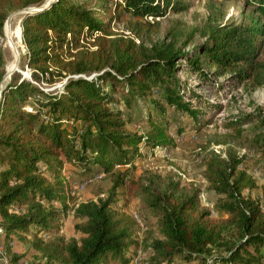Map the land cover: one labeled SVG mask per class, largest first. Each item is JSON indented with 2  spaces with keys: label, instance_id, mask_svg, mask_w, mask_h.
<instances>
[{
  "label": "trees",
  "instance_id": "1",
  "mask_svg": "<svg viewBox=\"0 0 264 264\" xmlns=\"http://www.w3.org/2000/svg\"><path fill=\"white\" fill-rule=\"evenodd\" d=\"M246 2L253 7L248 21L217 24L205 42L175 49L165 42L145 44L144 37L160 31V21L148 18L188 11L190 0H53L49 5L46 0H0V36L12 12L38 8L21 20L31 78L16 71L4 86L0 50V227L8 250L16 235L28 240L34 230L32 246L44 264H130L137 220L124 209L138 197L158 220L161 234L152 239L147 264L264 261V206L244 194L258 184L240 169L238 155L215 154L205 162L216 209L225 216L221 220L203 206L201 189L175 172L135 174L145 149L174 145L169 129H184L167 116V106L202 125L210 123L205 109L223 107L194 88L185 89L180 73L206 81L224 78L215 81L220 89L264 86V0ZM120 7L138 17L129 34L115 31ZM183 34L181 28L175 31V37ZM188 35L184 46L195 38ZM56 82L63 83L62 91L38 85ZM141 102L150 105L148 132L132 131L122 108L141 109ZM255 119L264 126V108L224 125L239 128ZM68 163L107 176L106 196L75 201L64 176ZM70 211L79 237L60 233ZM19 259L15 255L10 264Z\"/></svg>",
  "mask_w": 264,
  "mask_h": 264
},
{
  "label": "rangeland",
  "instance_id": "2",
  "mask_svg": "<svg viewBox=\"0 0 264 264\" xmlns=\"http://www.w3.org/2000/svg\"><path fill=\"white\" fill-rule=\"evenodd\" d=\"M52 1L46 0L47 5ZM110 1L114 4L123 0ZM190 1L191 8L188 11L181 13L169 12L164 17L148 18L149 20L160 21V31L144 37L145 44L147 46L160 45L165 42L167 46L172 45L171 47L175 49H189L205 42L215 25L231 20L240 23L246 22L253 10V7L246 0ZM94 5L98 7L96 2H94ZM32 7L35 8L36 6ZM26 13L25 10L12 12L10 21V16L6 20L4 34L0 36V50L4 57L7 73V76L6 74L4 76L6 77L4 86H7L11 81L13 73L16 72L12 73V71L16 67L19 68L21 72L19 73L24 78H31L32 71L26 63V46L23 42L21 26L22 17ZM136 20H138V17L125 12L120 7V20L116 24L115 31L129 34V25ZM179 28L183 30L184 34L175 37V31ZM189 33L193 34L195 38L191 43L184 46ZM11 36L18 47L17 54L10 46L9 39ZM180 77L184 82L185 89L194 88L204 98L218 102L223 107L220 110L218 108L205 109L204 116L210 123L202 125L194 122L187 114L177 112L173 107L167 106V116L171 120H178L184 129L177 132L176 125L169 129L168 132L174 139V145L164 146L165 149L162 151H156V147L145 149V158L136 164L135 174L139 176L146 170H152L162 175L175 172L181 176L184 183H193L201 189L203 206L212 211L214 218L221 220L225 216L216 209L217 195L206 179L205 162L212 155L220 154L222 157H226L228 152H232L242 159L240 169L252 175L258 184L256 188L246 189L244 194L259 199L264 206V126L258 119L239 128H227L224 125L225 122L232 121L235 118L243 119L247 114L257 116L260 110L264 108V86L247 84L236 89L230 87L220 89L218 85H215V81L222 82L225 80L224 78L212 77V80L206 81L190 76L186 72L180 73ZM38 85L46 91H52L56 88L63 90L62 82L50 85L48 83H38ZM1 87L2 85L0 89ZM157 93L158 89H155L154 95H157ZM196 101V99H192L191 102L196 104ZM149 106V103L146 102H141V109L137 106L129 108L122 104V108L127 110L131 118L128 125L132 131L148 132L150 130V125L147 122ZM114 107L117 108V105ZM27 108L31 107L28 106ZM160 147L163 148V146ZM92 175L94 173L87 172L85 168L75 167L69 163L65 166L64 176L72 189L75 201L83 202L106 196L111 186L109 178L106 176L101 179L88 180L89 176ZM123 204V199L117 202L119 207ZM124 210L137 220L134 236L138 243L136 246L131 247L130 256L134 255V257L130 264H147L152 255L150 247L152 239L161 237L158 220L142 207L141 200L138 197L133 198ZM77 222L78 220L75 219L73 211H70V214L61 224L60 233L67 238L79 237L80 234L76 232L75 228ZM54 231L55 227L51 233ZM40 236L49 238L44 233ZM33 239L34 230L30 231L28 240H22L16 235L12 241L13 244L10 245L12 250H8L7 258L5 259L0 253V264H10L15 255L20 256L17 264H44V257L32 246ZM5 244L7 246V243ZM172 264H197V262L183 263L178 260ZM261 264H264V261Z\"/></svg>",
  "mask_w": 264,
  "mask_h": 264
},
{
  "label": "built area",
  "instance_id": "3",
  "mask_svg": "<svg viewBox=\"0 0 264 264\" xmlns=\"http://www.w3.org/2000/svg\"><path fill=\"white\" fill-rule=\"evenodd\" d=\"M155 148V147H154ZM165 147L161 148L160 146H156L155 150L157 151H162L164 150ZM103 177L102 174H95L92 176H89L88 180H94V179H101ZM13 244V242H10V245ZM0 253L2 256L6 259L7 258V253H8V246L4 243V230L2 227H0Z\"/></svg>",
  "mask_w": 264,
  "mask_h": 264
},
{
  "label": "bare ground",
  "instance_id": "4",
  "mask_svg": "<svg viewBox=\"0 0 264 264\" xmlns=\"http://www.w3.org/2000/svg\"><path fill=\"white\" fill-rule=\"evenodd\" d=\"M9 41H10V46H11V48H13L15 54H17L18 47H17V45H16V43H15V41H14V39H13L12 36L10 37ZM16 59H17V56H16ZM14 67H15V66H14ZM14 69H15V68H14ZM12 73H13V72H12ZM12 73H11V74H12ZM6 76H7V73H6Z\"/></svg>",
  "mask_w": 264,
  "mask_h": 264
},
{
  "label": "water",
  "instance_id": "5",
  "mask_svg": "<svg viewBox=\"0 0 264 264\" xmlns=\"http://www.w3.org/2000/svg\"><path fill=\"white\" fill-rule=\"evenodd\" d=\"M24 10L27 11V12H32V11L38 10V8H26ZM11 17L12 16H10L9 21H10ZM15 71H20V70H19L18 67H16L12 72H15ZM4 79H5V77H4ZM1 94H2V90L0 91V96H1Z\"/></svg>",
  "mask_w": 264,
  "mask_h": 264
}]
</instances>
